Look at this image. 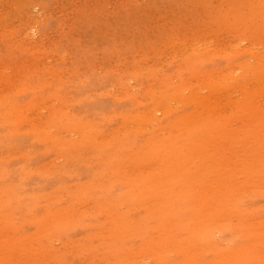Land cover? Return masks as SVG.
I'll return each mask as SVG.
<instances>
[{
	"label": "rangeland",
	"instance_id": "1",
	"mask_svg": "<svg viewBox=\"0 0 264 264\" xmlns=\"http://www.w3.org/2000/svg\"><path fill=\"white\" fill-rule=\"evenodd\" d=\"M263 44L264 0H0V264H264Z\"/></svg>",
	"mask_w": 264,
	"mask_h": 264
},
{
	"label": "bare ground",
	"instance_id": "2",
	"mask_svg": "<svg viewBox=\"0 0 264 264\" xmlns=\"http://www.w3.org/2000/svg\"><path fill=\"white\" fill-rule=\"evenodd\" d=\"M225 7V6H224ZM217 15V14H216ZM214 16V15H213ZM232 16V15H231ZM207 30V28H206ZM207 33V32H206ZM30 36V35H29ZM218 37V36H217ZM229 40V39H228ZM208 43V42H207ZM264 45V44H263ZM252 62V61H251ZM230 70V69H229ZM219 75V74H218ZM176 80V79H175ZM147 81V80H146ZM230 81V80H229ZM256 87V86H255ZM141 88V87H140ZM110 90V89H109ZM65 93V92H64ZM142 93V92H141ZM95 94V93H94ZM231 94V93H230ZM238 95V94H237ZM143 99V98H142ZM254 102V101H253ZM250 103V102H249ZM174 106V105H173ZM179 106V105H178ZM171 107V106H170ZM73 110V109H72ZM126 112V111H125ZM90 113V112H89ZM156 117V116H155ZM45 129V128H44ZM238 129V128H237ZM166 131V130H165ZM91 132V131H90ZM241 133V132H240ZM72 137V136H71ZM67 139V137H66ZM238 145V144H237ZM235 154V153H234ZM157 166V165H156ZM214 184V183H213ZM243 192V191H242ZM228 220V219H227ZM234 221V220H233Z\"/></svg>",
	"mask_w": 264,
	"mask_h": 264
}]
</instances>
